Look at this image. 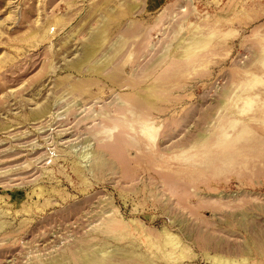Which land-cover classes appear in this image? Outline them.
I'll use <instances>...</instances> for the list:
<instances>
[{
    "label": "rangeland",
    "instance_id": "374dc122",
    "mask_svg": "<svg viewBox=\"0 0 264 264\" xmlns=\"http://www.w3.org/2000/svg\"><path fill=\"white\" fill-rule=\"evenodd\" d=\"M263 234L264 0H0V264H264Z\"/></svg>",
    "mask_w": 264,
    "mask_h": 264
},
{
    "label": "bare ground",
    "instance_id": "6f19581e",
    "mask_svg": "<svg viewBox=\"0 0 264 264\" xmlns=\"http://www.w3.org/2000/svg\"><path fill=\"white\" fill-rule=\"evenodd\" d=\"M192 38V37H191ZM193 44H195L194 42H192ZM199 43V42H198ZM196 45H197V43H196ZM199 45H201L202 46V43L201 44H199ZM198 45V46H199ZM206 45V44H205ZM194 46V45H193ZM186 47V46H185ZM184 48V47H183ZM193 48V47H192ZM195 48H198V47H195ZM190 50V49H189ZM192 51V50H191ZM191 54V53H190ZM102 64V63H101ZM100 66V65H99ZM247 104V103H246ZM233 125V124H232ZM157 126V125H156ZM153 128V130H151V129H149V130H146V128L145 129H143V135L144 136H146L147 138H149V139H151V140H154L155 139V134H156V130L154 129V127H152ZM109 129V128H108ZM155 130V131H154ZM162 131V130H161ZM110 133V132H109ZM109 135H111V134H109ZM109 135H107L108 137H109ZM142 135V134H141ZM142 135V136H143ZM112 136V135H111ZM141 136V137H142ZM149 139H147V140H149ZM234 141V140H233ZM151 142V141H150ZM153 142V141H152ZM206 148H208L207 146H206ZM209 149V148H208ZM202 152V151H201ZM206 152V151H205ZM244 208V207H243ZM241 210V209H240ZM231 212V211H230ZM238 216L239 217H244L245 216V214L244 213H239L238 214ZM228 217V216H227ZM233 217V220H234V216H232ZM230 218V217H229ZM239 219V218H238ZM236 220V219H235ZM178 221H179V219H178ZM239 221V220H238ZM178 223V222H177ZM180 223V222H179ZM184 224V223H183ZM187 224V223H186ZM245 225V224H244ZM180 226V225H179ZM185 226V225H184ZM187 226V225H186ZM228 226H230V225H228ZM235 226V225H234ZM181 228V227H180ZM183 228V227H182ZM188 228V227H187ZM233 229H234V227H232ZM185 230V229H184ZM181 231H182V229H181ZM188 236V235H187ZM261 243H263V245H264V234H263V237H261ZM116 249V248H115ZM96 250H97V248H96ZM183 251V250H182ZM78 253H80V252H78ZM84 254V253H83ZM162 254V253H161ZM80 255H81V253H80ZM155 255V254H154ZM156 255H158V254H156ZM177 256V255H176ZM257 256V255H256ZM164 257V256H163ZM258 257V256H257ZM155 258V257H154ZM140 259V258H139ZM161 259V258H160ZM128 260V259H127ZM167 260H168V258H167ZM90 261V260H89ZM157 262H159V261H157ZM163 262H164V260H163ZM162 262V263H163ZM168 262V261H167ZM166 262V263H167ZM58 263V262H57ZM155 263H156V260H155ZM169 263V262H168ZM161 264V263H160ZM173 264V263H172ZM175 264V263H174Z\"/></svg>",
    "mask_w": 264,
    "mask_h": 264
}]
</instances>
